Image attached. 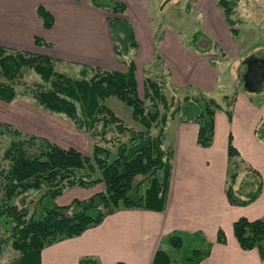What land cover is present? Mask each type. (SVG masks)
Masks as SVG:
<instances>
[{
    "label": "trees",
    "instance_id": "16d2710c",
    "mask_svg": "<svg viewBox=\"0 0 264 264\" xmlns=\"http://www.w3.org/2000/svg\"><path fill=\"white\" fill-rule=\"evenodd\" d=\"M91 1L111 13L109 22L117 45L115 26L118 23L122 25L123 54H130L132 49H136L137 42L131 24L122 17L127 4L122 0ZM239 2L217 0L233 35L239 29V20L234 18ZM38 13L46 27L53 26L55 20L49 10L40 6ZM35 41L50 44L39 37ZM126 66L124 72L95 68L90 79H76L58 72L50 56L0 46V99L14 100L18 95L16 85L27 70H33L45 82L34 90L37 103L47 110L67 115L79 128L86 129L94 138L104 142L95 143L89 156L73 146L64 147L44 136L23 135L21 130L0 122L17 137L3 154V158L9 161L8 168L0 170L3 189L0 213L13 223L11 243L22 252L21 257L9 264H41L40 254L44 248L82 235L119 210H164L174 157V150L165 147L168 120L179 117L182 121L197 122V143L202 147L213 144L218 109H225L232 120L236 93L225 96V105L203 90L187 93L181 100L170 101L163 91V83L147 76L142 98L138 91L136 65L130 56ZM111 96L118 97L131 108L133 118L142 129L126 125L104 103ZM259 136L264 139V121ZM161 170L163 176L159 175ZM138 176L142 179L137 180ZM98 183L104 184L102 191L85 199L74 198L69 204L45 207L40 216L35 211L30 213L26 204L20 206L16 202L32 189L46 188L39 204L45 196L57 198L69 187H89ZM263 185L262 174L242 157L230 134L225 183L230 204L246 206L253 203L262 194ZM233 225L241 248L257 249L264 260V214L256 219L241 216ZM163 241L169 248L159 247L152 264H200L209 257L213 246L200 232L180 230L171 232ZM216 241L227 243L222 228L218 230Z\"/></svg>",
    "mask_w": 264,
    "mask_h": 264
},
{
    "label": "crops",
    "instance_id": "0c3cea01",
    "mask_svg": "<svg viewBox=\"0 0 264 264\" xmlns=\"http://www.w3.org/2000/svg\"><path fill=\"white\" fill-rule=\"evenodd\" d=\"M122 1L127 4L122 17L131 24L137 42L136 49L128 55L119 51L113 37L111 13L95 6L91 0H0V46L50 56L56 67L64 69L72 64L82 70L89 67L124 72L130 56L136 65L138 89L143 88L142 92L145 79L141 86L140 66L154 65L161 60L169 68L167 80L181 88L192 85L214 97L220 80L217 65L220 57L214 55L215 49L219 47L222 58L227 60L230 44L236 43L217 0L194 2L197 16L203 18L204 33L211 40L202 39L203 50L193 49L190 41L185 44L179 38L184 37L181 33L168 28L169 32L163 29L157 33L146 0ZM187 4L190 7L189 2ZM40 6L53 14L52 27L45 26L38 13ZM219 27L227 38L225 43L217 35ZM36 37L50 44H38ZM240 63L238 56L228 65L233 66L238 79L242 75L238 74ZM156 70V67L150 68L149 74L153 72L156 76ZM261 75L264 78V72ZM261 92V86L236 91L232 120L225 109L216 111L215 136L210 147L197 143V122L171 117L168 122L172 120L177 124L165 209L119 210L82 235L44 248L40 254L41 264H152L164 238L175 230L200 232L213 243L209 257L200 264H264L257 249L241 248L233 225L241 216L256 219L264 214V185L260 197L246 206L231 205L225 192L230 134L242 157L260 171L264 183V139L259 136L264 121V100L258 102L253 97ZM221 94L222 101L214 98L225 105V96L232 94L224 89ZM15 102L0 100L1 122H15V113L19 111ZM23 110L31 117L30 109ZM50 134L47 126L36 133L52 138ZM220 228L225 231L227 243L216 241Z\"/></svg>",
    "mask_w": 264,
    "mask_h": 264
},
{
    "label": "rangeland",
    "instance_id": "374dc122",
    "mask_svg": "<svg viewBox=\"0 0 264 264\" xmlns=\"http://www.w3.org/2000/svg\"><path fill=\"white\" fill-rule=\"evenodd\" d=\"M146 1L151 8L152 17L154 19V29L157 33H161L163 29L168 32L170 30L176 34L181 33L184 37L179 38L183 40L185 44L190 41L193 49L195 48L199 50H203L202 45L205 44L204 40H202L203 38L206 37L208 38V41H211L209 37L205 35L206 30L203 28L204 22L202 16H197L198 10L194 6L195 0ZM188 2L190 7H188ZM189 10H191L190 13L188 12ZM234 18L239 20V23L237 24L239 29L238 33L234 35L236 43L230 44V49L228 50L229 57L227 60L222 58L223 54L221 53L219 47L215 49L216 53H214V55L220 57V61H218L217 64L219 68L220 80L219 87L213 95L219 101H222L221 91H223V89L226 93L234 94L238 90L244 91L246 88H260L261 86L262 92L253 95L255 101L261 102L264 100V78H262L263 76L261 75L264 72V0H240ZM121 27L122 25L118 23L115 26V30L118 37L117 40L119 48L123 53L125 50V41L122 33L120 32ZM216 32H218L217 35L223 43L227 42V38L224 37L222 28L219 27ZM238 56L241 62L238 74H242L239 79L236 74L234 76L233 66H228L229 63L235 61ZM250 57H252V59ZM258 65L262 66V70L258 68ZM155 67L157 68L156 76L153 72L149 74V69H153ZM168 69V66L161 60L154 63V65H141L139 68L140 85L142 84V79H145L147 76L157 79L159 82L163 83V91L168 96L170 101L181 100L187 93L194 94L200 91V89L195 88L192 85H189L186 88H181L174 84L171 80H167ZM56 70L76 79H90L95 73V70L92 68L87 67L82 70L81 67H77L72 64L67 65L66 69L58 66L56 67ZM38 84H45L41 76L36 74L33 70H27L25 76L16 85L18 95L14 99L16 101L14 104L19 110L18 113H15L16 120L12 123H3L9 124L12 128L21 130L23 135L33 133H35L33 135H36V133L39 134V131H42L47 126L48 130L52 132V134H50L52 138L47 137L51 141L64 147L73 146L81 150L86 155H92L94 144L97 142H104L100 138H94L86 129L79 128L67 115L52 112L40 106L33 94ZM141 89L143 90V88H140V91L139 89L138 91L139 95L143 98L144 92H142ZM206 94L210 96L208 92H206ZM0 100L7 103L13 101L8 102L2 99ZM104 103L109 106L126 125L134 129H142L141 124L133 118L131 108L128 107L121 99L116 96H111L106 98ZM10 106L13 107V105ZM24 108L31 110V117H27L28 113L23 110ZM176 124V121L170 120L166 126V148L173 149ZM100 126L101 125H99V127ZM154 133H156V130H154ZM14 139H17L15 134H13L10 129L4 125H0V170L7 169L9 166V161L3 158V154L5 149ZM159 175L163 176V170L159 172ZM140 179H142V177L138 176L137 180ZM103 189V183H98L89 187L77 185L67 188L64 193L57 198L45 196L43 201L39 204V199L42 197L46 188L32 189L26 193L23 199H18L16 202L19 203L20 206L21 204H26V206L30 209V213L35 211L34 213L37 216H40L45 207H49L54 204H69L74 198L85 199L96 192L102 191ZM2 195V180L0 179V205L2 203ZM12 224V222L8 221V219L0 213V244H2L0 250V264H9L22 255V252L16 250L11 243L12 240L10 239V234L12 233ZM197 242L199 244L201 243L199 239H197ZM162 247L165 249L169 248L166 242H163Z\"/></svg>",
    "mask_w": 264,
    "mask_h": 264
}]
</instances>
